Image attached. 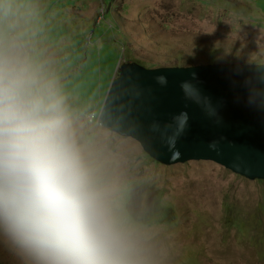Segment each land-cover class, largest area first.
Returning <instances> with one entry per match:
<instances>
[{
  "label": "rangeland",
  "instance_id": "374dc122",
  "mask_svg": "<svg viewBox=\"0 0 264 264\" xmlns=\"http://www.w3.org/2000/svg\"><path fill=\"white\" fill-rule=\"evenodd\" d=\"M0 48L64 97L136 264H264V180L161 165L97 123L123 63L264 65V0H0ZM0 264H37L2 225Z\"/></svg>",
  "mask_w": 264,
  "mask_h": 264
},
{
  "label": "clouds",
  "instance_id": "9594fccd",
  "mask_svg": "<svg viewBox=\"0 0 264 264\" xmlns=\"http://www.w3.org/2000/svg\"><path fill=\"white\" fill-rule=\"evenodd\" d=\"M0 225L37 264H136L107 192L85 161L64 97L3 48Z\"/></svg>",
  "mask_w": 264,
  "mask_h": 264
},
{
  "label": "water",
  "instance_id": "95a60500",
  "mask_svg": "<svg viewBox=\"0 0 264 264\" xmlns=\"http://www.w3.org/2000/svg\"><path fill=\"white\" fill-rule=\"evenodd\" d=\"M119 70L100 109L110 129L120 125V133L161 165L210 160L264 178V65L145 69L123 64ZM159 76L166 77L165 84L157 82ZM192 103L196 110L186 120L189 129L181 115ZM207 109L213 116L209 123L202 113Z\"/></svg>",
  "mask_w": 264,
  "mask_h": 264
},
{
  "label": "bare ground",
  "instance_id": "6f19581e",
  "mask_svg": "<svg viewBox=\"0 0 264 264\" xmlns=\"http://www.w3.org/2000/svg\"><path fill=\"white\" fill-rule=\"evenodd\" d=\"M123 64L136 65L137 63H123ZM123 64H121V65L118 67V69L116 70L115 75H114L112 81L110 82L109 87H108V89H107V91H106V94H105V97H104V99H103V102H102L101 106H103V104L105 103L106 98H107V92H108L109 88L112 86V83H113L114 79L117 78V77L119 76V72H118V71H120L119 69H120V67H121ZM137 65H139V64H137ZM217 65H222V64H217ZM229 65H242V64H229ZM139 66H141V65H139ZM197 66H200V65H197ZM141 67H142V66H141ZM190 67H195V66H187V68H190ZM145 69H146V68H145ZM134 70H135L136 72L138 71L137 68H134ZM195 101H197V100L195 99V100H193V101H189V102H195ZM198 102L200 103L202 109H206V108H207V107H205V106L202 104V101H201V100H199ZM106 104H107V103H106ZM101 106H100V107H101ZM100 109H101V108H100ZM193 110H196V107H195V106L193 105V103H192V104H190V105L187 107V109L184 111L183 115H181V117H182V122H181L182 125L186 126V127L189 128V129L191 128V126L186 124V120L188 119L190 113L193 112ZM199 111H200V110H197V112H199ZM202 113H203L204 116H208L207 123H209L210 121L213 120L212 112H211L210 109H207L205 112H202ZM100 115H101V114H100V111H99V112H98V115H97V123H98L100 126H102L103 128L107 129L108 131H110V132H112V133H116L117 135H119V136H121V137L130 138V139L135 140L134 138L128 136L129 134L125 135V134L120 133V131H121V127H120V125H119L117 128L110 129V128H109V124H107V123L104 122V121H101L102 118H100ZM132 118H136V117H132ZM99 120H100V121H99ZM135 121H137V120H135ZM140 122L143 123L144 120L141 119ZM226 123H228V122H226ZM221 134H222V133H221ZM152 135H153V134H152ZM237 135H238V134H237ZM177 139H178V140H185L186 137H185V136H179V137H177ZM135 141H136V140H135ZM136 142H137V141H136ZM137 143H138V142H137ZM199 161H203V160H199ZM209 162L214 163L213 161H210V160H209ZM214 164H216V163H214ZM227 170H229V169H227ZM229 171L232 172L233 174H236V175L242 176V177H244V178H246V179H248V180H264L262 174H260V173H257L258 175L255 177V176H251V175L245 176V175H242V174L239 173V172H236V173H235V172H233V171H231V170H229ZM258 178H260V179H258Z\"/></svg>",
  "mask_w": 264,
  "mask_h": 264
}]
</instances>
